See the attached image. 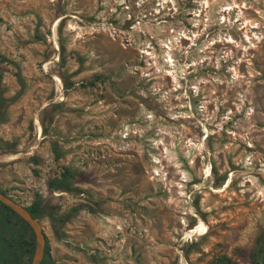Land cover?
I'll return each instance as SVG.
<instances>
[{"label": "rangeland", "instance_id": "1", "mask_svg": "<svg viewBox=\"0 0 264 264\" xmlns=\"http://www.w3.org/2000/svg\"><path fill=\"white\" fill-rule=\"evenodd\" d=\"M0 191L49 206L54 264H253L264 0H0ZM0 216V264H30Z\"/></svg>", "mask_w": 264, "mask_h": 264}, {"label": "trees", "instance_id": "2", "mask_svg": "<svg viewBox=\"0 0 264 264\" xmlns=\"http://www.w3.org/2000/svg\"><path fill=\"white\" fill-rule=\"evenodd\" d=\"M68 173V171H67ZM66 175V172L62 174L64 177ZM49 187L54 189H63L66 191H69L72 189V187L64 182L62 179H53L49 181ZM0 206L10 211L13 215H15L20 221H22L32 232V247L34 246V240H35V234L33 230L31 229L30 225L24 221L16 212H14L11 208L0 202ZM27 210L31 213L32 217L37 219L38 216L42 213V211H48L50 210L49 206L42 204V199L39 194H37V197L35 200L31 203L30 206L26 207ZM7 225H9V221L6 219L5 216H0V233L1 231H4L6 229ZM46 237V236H45ZM20 247L26 249L28 245H31L30 242H28L26 239L22 238L19 242ZM27 251L30 252V254L33 252V249L29 250L27 248ZM251 262L253 264H264V234H261L258 239L255 246V249L250 255ZM40 264H54V261L50 254V248L47 243V239L45 242V248H44V257ZM212 264H235L230 258L226 256L217 257Z\"/></svg>", "mask_w": 264, "mask_h": 264}, {"label": "water", "instance_id": "3", "mask_svg": "<svg viewBox=\"0 0 264 264\" xmlns=\"http://www.w3.org/2000/svg\"><path fill=\"white\" fill-rule=\"evenodd\" d=\"M0 202L11 208L24 221H26L35 234V249L30 264H40L44 257L46 237L40 222L33 218L26 206L13 200L10 196L0 191Z\"/></svg>", "mask_w": 264, "mask_h": 264}, {"label": "bare ground", "instance_id": "4", "mask_svg": "<svg viewBox=\"0 0 264 264\" xmlns=\"http://www.w3.org/2000/svg\"><path fill=\"white\" fill-rule=\"evenodd\" d=\"M207 231V227L203 222H200V224L191 230L192 233L194 232H200L201 234Z\"/></svg>", "mask_w": 264, "mask_h": 264}]
</instances>
